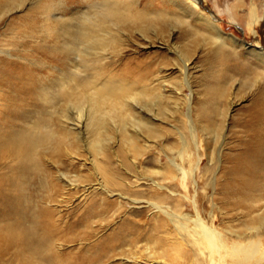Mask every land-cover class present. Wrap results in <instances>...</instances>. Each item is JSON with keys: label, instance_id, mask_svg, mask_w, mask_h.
Here are the masks:
<instances>
[{"label": "bare ground", "instance_id": "1", "mask_svg": "<svg viewBox=\"0 0 264 264\" xmlns=\"http://www.w3.org/2000/svg\"><path fill=\"white\" fill-rule=\"evenodd\" d=\"M28 2L30 12L10 25L5 44H0V264H6L11 256L17 264L100 263L101 242L95 248L96 255H88L96 235L91 220L105 211L100 193L70 220L54 205L71 192L78 193L82 186L84 193L79 198L85 199L94 177L98 190H116L120 197L131 192L119 172L111 168L105 144L119 134L123 144L120 156L127 162V143L133 145L137 158L167 137L168 132L160 130L159 124L175 119L165 93L171 83L163 74L170 61L161 54L147 58L125 54L119 34L137 32L150 41L152 33L163 38L169 31L181 29L183 39L194 47L202 40L220 42L214 52L219 55V84L211 92L214 99L225 96L241 59L234 50L225 51V34L216 20L200 10V0H145L143 6L140 0H0V17ZM239 4L237 1L229 8L231 19L238 22L243 19L236 12ZM170 5L176 10L171 12ZM74 7L78 9L73 11ZM204 28L211 33L199 32ZM227 37L239 48L250 50L247 55L260 62L241 67L240 75L247 80L244 84L250 89L258 87L259 95L243 121L252 141L236 163L238 189L225 195V200L235 195L254 201L264 195V49L251 48L235 36ZM191 45L187 43V57L176 52L181 63L176 65L189 88ZM111 54L114 61H109ZM184 85L174 87L178 94ZM217 101H212L214 107ZM199 114L208 121L223 117L217 107L211 111L201 108ZM79 124L88 133L89 147ZM188 124L192 126L191 120ZM141 139L144 149L136 144ZM181 144L179 156L183 157L189 153L183 137ZM82 148L91 155L94 175H81L78 183H73L59 168L65 165V156L76 158ZM162 151L167 154L168 148L162 146ZM172 167L189 174L170 160L166 166L145 173L151 183L147 197L143 191L133 190L134 197L128 198L154 209L159 217L157 225L148 233L145 225L150 221L143 219V210L131 212L108 239V253L123 244L136 246L144 238L153 248L162 249L159 258L164 261L157 262L163 264H168L167 260L184 264L189 259L193 264H204L201 257L205 253L208 264H264V234L259 232L264 229V217L251 221L260 225L247 228L252 235L233 240V233L215 228L214 217L209 220L201 215L196 200L194 216L182 211L185 203L169 189L176 180ZM65 189L69 190L66 194ZM166 219L174 225L176 236L164 235ZM68 243L76 245L65 250Z\"/></svg>", "mask_w": 264, "mask_h": 264}, {"label": "rangeland", "instance_id": "2", "mask_svg": "<svg viewBox=\"0 0 264 264\" xmlns=\"http://www.w3.org/2000/svg\"><path fill=\"white\" fill-rule=\"evenodd\" d=\"M144 1L140 0L141 6H143ZM237 1L240 4L236 12L243 17L239 22L233 18L231 19V11L229 9ZM173 7L169 6L171 12L172 9L176 10ZM199 8L216 20L218 27L225 34L222 38L225 43V51L234 50L241 59V64L233 69L236 72V78L235 81L229 82V85H227L225 96L221 99L219 97L214 99L211 94L212 88L219 84V55L215 56L216 53L214 54V52L220 42L211 44L210 40H202L194 47L188 40L183 39L181 29L169 31L163 38L160 36L155 37L152 33L150 41L145 40L137 32L131 33L132 35L130 33L127 35L119 34L123 39L122 44L125 45V54L139 58L161 54V56L165 55L164 57L170 61L169 67L163 74L169 76L171 83L167 86V92L165 93L171 101L169 110L175 116V119L159 124L160 130L163 129L168 132L167 137L165 140L158 142V145L154 144L149 151L142 153L139 157L136 158L132 150L133 145L127 143L125 145V152L128 153L127 162L122 160L120 156V148L123 147V144L120 142L121 137L119 134L115 135V138L109 144L106 143L105 146H108L106 150L111 158V168L115 170L116 174L119 172V176L124 178V181L130 186L132 191H143L144 198L147 197L145 194L146 189L151 184L145 177L147 170H158L162 164L166 166L170 160L186 168L189 171L187 175L181 171H176L172 167L176 180L174 181V186L169 188L178 199L185 203L182 211L191 217L194 216L195 211L192 205L193 201L196 200L200 207L201 215H205L209 220L214 217L215 228L219 231L224 230L233 233L232 239L237 240V236L252 235V232H249L247 228H258L260 225H252L251 221L257 217H264V195L259 197V193L256 194L258 197L257 199L254 198V201L244 200L240 196L235 195H228L229 197L225 200L226 193L238 189L235 184L237 179L236 163L244 155L252 141L249 136V129L246 128L243 121L246 120L245 117L248 112L255 106L259 95L258 87L250 89L244 84L247 80L240 75L241 67H243L242 64L246 63L256 66L260 62L248 56L246 52L250 50L239 48L227 35L235 36L251 48L264 49V0H200ZM30 9L31 4L28 2L0 17V44H5L7 39L5 33H7L10 25H15V23L19 22L20 19L30 12ZM77 9L78 7H74L73 11ZM190 23L194 24L193 21H190ZM112 31L116 33V31ZM199 32L211 33L205 28ZM187 43L191 45V50L193 49V53L189 55L191 61V67L188 71L190 88L184 85L185 78L179 66H177L181 63L176 54V52H179L182 56L187 57L185 56L189 52L186 50ZM110 56L109 61H114L115 55L111 54ZM180 83L184 87L178 94L174 87ZM171 91L175 92L172 93ZM215 100L217 101L215 107L221 111L223 117L218 120L216 118V121L211 120L212 122L208 121L207 118H201L199 114L201 108L206 109V111L213 110L215 107L212 101ZM71 111L73 114L76 113L74 108H71ZM189 111L190 118L188 117ZM179 120H184L185 122L183 123ZM190 120L192 126L188 124ZM192 127L194 129L193 134L190 133ZM78 128L86 139L87 147H89L90 138L87 136L88 133L84 125L79 124ZM128 128L133 131L131 127ZM182 137L188 145L189 153L180 157L179 151L182 149ZM136 144L142 149L145 148L143 139ZM162 146L168 148L167 154L163 151L161 152ZM157 157L160 158L159 162L156 159ZM90 158L91 155L88 154L86 148H82L80 155L76 158L72 159L65 156V165H61L59 170L73 183H78L81 175L90 177L94 175L92 174L94 171ZM94 178V181L89 183L93 188L85 199L79 198L84 193L82 186L78 193L71 192V195H68L63 202L57 204V206L54 205L62 213H67L66 217L68 216V220H70L72 215L75 217L80 213L82 207L95 194L100 193V203L105 211L101 212L100 218L97 217L91 220V227L95 229L96 235L90 241L93 243V249L88 255L95 256L97 253L95 248L101 242L100 263L96 264H163V262H159L162 249L153 248L144 238L139 240L136 246H130V243L123 244L122 246H116L113 253H108V247L110 246L108 239L121 227L127 217H130L131 212L143 210V219L150 221V223L145 225L146 230L149 231L148 233L152 231L151 227L155 224L157 225L159 217L156 215V211L149 208L146 203L138 204L129 201L128 198L134 197L132 191L120 197L119 192L116 190L110 193L102 189L98 190V187L95 186L97 179L96 177ZM68 192L69 190L65 189L64 193ZM166 221L168 223L166 222V227L163 229L164 235L167 232L166 235L169 236L171 234L169 237H172V235L176 236L174 225L168 219ZM259 232L264 234V229L259 230ZM130 238L135 237L131 236ZM64 245L66 246L63 248L69 250L76 244L68 243ZM186 249L188 250V248ZM208 259L206 253L201 257L204 264L209 263ZM16 260V257H8L6 264H17ZM157 260L159 261L157 262ZM184 262V264H193L192 259ZM167 263L173 264L170 260H167Z\"/></svg>", "mask_w": 264, "mask_h": 264}]
</instances>
